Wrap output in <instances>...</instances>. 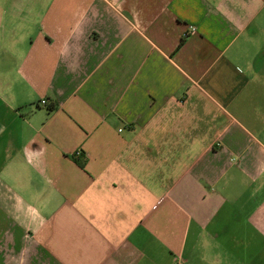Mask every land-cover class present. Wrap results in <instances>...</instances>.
Here are the masks:
<instances>
[{
    "label": "crops",
    "instance_id": "crops-1",
    "mask_svg": "<svg viewBox=\"0 0 264 264\" xmlns=\"http://www.w3.org/2000/svg\"><path fill=\"white\" fill-rule=\"evenodd\" d=\"M175 260L264 264V0H0V264Z\"/></svg>",
    "mask_w": 264,
    "mask_h": 264
},
{
    "label": "built area",
    "instance_id": "built-area-1",
    "mask_svg": "<svg viewBox=\"0 0 264 264\" xmlns=\"http://www.w3.org/2000/svg\"><path fill=\"white\" fill-rule=\"evenodd\" d=\"M40 104L45 105L46 104V100L45 99H41L40 100ZM80 152H76V154L78 155ZM172 264H183V262H181L180 260H175Z\"/></svg>",
    "mask_w": 264,
    "mask_h": 264
},
{
    "label": "trees",
    "instance_id": "trees-1",
    "mask_svg": "<svg viewBox=\"0 0 264 264\" xmlns=\"http://www.w3.org/2000/svg\"><path fill=\"white\" fill-rule=\"evenodd\" d=\"M183 41H184V38H181L179 43H178V47H180L182 45Z\"/></svg>",
    "mask_w": 264,
    "mask_h": 264
}]
</instances>
